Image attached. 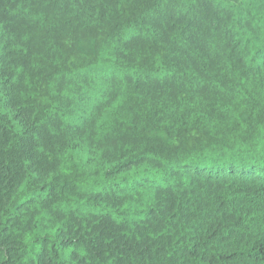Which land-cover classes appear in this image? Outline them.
Returning a JSON list of instances; mask_svg holds the SVG:
<instances>
[{
	"label": "trees",
	"instance_id": "1",
	"mask_svg": "<svg viewBox=\"0 0 264 264\" xmlns=\"http://www.w3.org/2000/svg\"><path fill=\"white\" fill-rule=\"evenodd\" d=\"M0 264H264V0H0Z\"/></svg>",
	"mask_w": 264,
	"mask_h": 264
}]
</instances>
